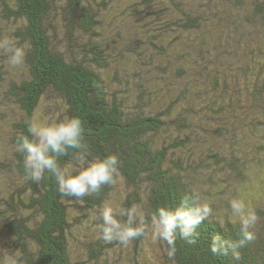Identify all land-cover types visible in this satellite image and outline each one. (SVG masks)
Masks as SVG:
<instances>
[{"label": "trees", "instance_id": "16d2710c", "mask_svg": "<svg viewBox=\"0 0 264 264\" xmlns=\"http://www.w3.org/2000/svg\"><path fill=\"white\" fill-rule=\"evenodd\" d=\"M8 37L25 57L13 67L0 49V264H118L151 229L127 245L105 243L102 206L117 198L150 220L193 193L213 215L195 244L177 236L173 259L160 242L163 263L264 264V0H0ZM72 116L90 155L72 151L61 166L110 154L121 162L113 184L83 199L61 196L49 173L27 180L17 151L29 123ZM251 183L260 190L255 239L240 260L214 255L213 237L238 239L228 204L251 200ZM89 218L94 232L82 234Z\"/></svg>", "mask_w": 264, "mask_h": 264}, {"label": "clouds", "instance_id": "9594fccd", "mask_svg": "<svg viewBox=\"0 0 264 264\" xmlns=\"http://www.w3.org/2000/svg\"><path fill=\"white\" fill-rule=\"evenodd\" d=\"M0 49L8 54L11 66L23 64L25 50L14 38L0 39ZM84 131L79 116L49 124L29 123V135L20 137L17 144V151L23 156L26 179L39 183L49 173L54 177L61 196L76 199L97 194L104 186L113 184L121 163L115 154L95 156L86 166H61L58 158L72 151L90 155ZM228 209L239 226L238 239L229 242L218 236L213 237L210 251L217 256H227L230 252L234 259L240 260L239 250L255 239L252 229L260 221V217L241 199H231ZM212 215L211 205L193 193L182 196L174 207H157L150 220L138 216L135 209L115 208L111 204H105L99 211L97 218L101 223L97 227L101 240L105 243L119 242L121 245L143 237L150 228L152 240L163 242L167 246V257L173 259L177 251V236L190 245L195 244L198 235L196 228ZM124 217L126 219L122 220ZM18 259L10 257L8 264H18Z\"/></svg>", "mask_w": 264, "mask_h": 264}, {"label": "rangeland", "instance_id": "374dc122", "mask_svg": "<svg viewBox=\"0 0 264 264\" xmlns=\"http://www.w3.org/2000/svg\"><path fill=\"white\" fill-rule=\"evenodd\" d=\"M47 114H45L44 117L42 116V120L47 118ZM257 177L259 178V176H257ZM257 177H256V179L258 180ZM259 179H261V178H259ZM263 182H264V178H263ZM251 185L252 186L250 187V189H251V193H254L253 197L251 200H245V202L249 208H251L255 204L256 200L254 199V196H257V194L259 195V193H260V190H257V188L255 189L254 183H251ZM119 204H120V201L117 198H116V200L112 201V205L115 208H120ZM84 220H85L86 224L84 223V226L82 228H80V232L82 234L87 233V232H89V233L94 232L95 227L93 225L94 224L93 220L91 218H89L88 220H86V219H84ZM83 236H85V235H83ZM70 241H71L70 242L71 255L78 258L81 255V251L79 250V248H77L79 243L78 242H72V239H70ZM160 246H161L160 242H154L152 240V235H150L137 248H134L133 245H129V246L124 247L123 250L118 255L115 256V258L117 260L118 259L120 260L118 264H164L163 260L161 258V254L163 253V251L161 250ZM162 247H164V245H162ZM133 248L135 250H137V254L135 257L133 254V251H134ZM81 257L84 258L83 256H81Z\"/></svg>", "mask_w": 264, "mask_h": 264}]
</instances>
